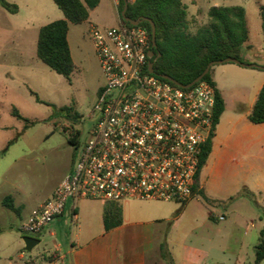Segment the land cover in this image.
Instances as JSON below:
<instances>
[{"label": "rangeland", "instance_id": "obj_1", "mask_svg": "<svg viewBox=\"0 0 264 264\" xmlns=\"http://www.w3.org/2000/svg\"><path fill=\"white\" fill-rule=\"evenodd\" d=\"M182 2L188 8L187 30L190 33L208 23L207 6H241L248 27V41L240 59L245 64L264 65V30L260 17L264 0ZM103 8L104 0L89 12L88 21L99 26L93 21L102 14ZM87 31V21L69 27L68 44L75 66L69 80L36 58L34 46H27L20 52L1 46L0 264H49V259L56 257L52 252L53 245L57 244L62 250L67 246L70 224L58 229L50 223L37 238L39 244L29 252L25 251L23 235L17 230L20 215L5 209L1 200L12 195L16 200L25 201L26 206L36 203L58 183L71 167L72 160L80 155L97 118L93 106L104 82ZM17 53H24L25 61L15 57ZM231 66L238 68L237 71H231ZM214 68L232 100L243 92L240 81L247 78L244 72L254 69L233 63L215 65ZM67 107L78 117L67 116L62 111ZM13 108L35 123L26 126L24 121L11 115ZM75 133L77 141L73 146L69 138ZM247 144L242 145L236 160L228 161L217 177H211L203 170L207 200L197 194L185 207L177 202L154 201L163 209L180 210L173 227L167 226L169 234L163 242L164 258L160 264L170 263L171 253L181 254L183 246L201 250L204 264H254L255 246L264 229V151ZM211 198L224 201H212ZM219 216L223 219L219 220ZM148 264H153L151 259ZM260 264H264V260Z\"/></svg>", "mask_w": 264, "mask_h": 264}, {"label": "built area", "instance_id": "obj_2", "mask_svg": "<svg viewBox=\"0 0 264 264\" xmlns=\"http://www.w3.org/2000/svg\"><path fill=\"white\" fill-rule=\"evenodd\" d=\"M112 2L120 17V0ZM87 36L104 78L93 106L97 118L71 171L20 221L23 236H41L69 199L186 204L197 196L202 147L214 126L212 88L202 79L182 88L149 73L150 36L139 24H90ZM69 216L73 226L74 207Z\"/></svg>", "mask_w": 264, "mask_h": 264}, {"label": "crops", "instance_id": "obj_3", "mask_svg": "<svg viewBox=\"0 0 264 264\" xmlns=\"http://www.w3.org/2000/svg\"><path fill=\"white\" fill-rule=\"evenodd\" d=\"M5 1L16 6V11L15 13H9L0 6V50L1 46H7L20 52L26 50L27 46H34L36 56L39 29L52 21L62 19V12L52 0ZM205 1L208 2V0ZM221 1L227 2V0ZM101 4L102 0H99L97 7ZM211 6L219 5L207 6L206 12ZM86 21L88 26L92 24V21H88V19ZM121 22L112 0H104L102 14L93 21L101 27H113ZM243 52L242 47L240 56L243 55ZM15 57H19L23 61L26 59L24 53H17ZM237 69L233 66L230 68L231 71H237ZM218 73L217 68L213 67L212 79L223 98L224 110L219 117L218 124L215 126L211 152L199 173L197 188L198 192H203L206 197L208 194L204 189L203 170H207L209 176L217 177L228 161L234 162L236 160L242 145L247 144V142H249V145L259 147L261 152L264 151L262 150L264 149V123L255 125L247 119L258 92L264 84V70L253 69L250 72H244L247 78L245 81H240L243 92L236 100L230 99L228 88L224 87V82L221 81ZM71 168L72 166L45 196L32 205L26 206L25 201L16 200V197L10 195L15 206L20 207L21 220L33 208L51 196L54 188L71 171ZM215 200L224 201V199H212V201ZM154 203V201L149 200H124L118 203L121 208V223L105 231L102 221L105 202L98 200H79L77 202L67 200L63 215L51 224L58 229L66 226L69 223V211L73 207L76 221L73 226L70 225L65 249L62 250L57 244L53 245L52 252L56 253V257L49 259V264H148L150 259L153 264H160L162 259L160 246L167 240L169 234L167 226L171 224L172 228L179 216L175 215V208L166 210ZM187 203L184 204V207ZM50 234L53 235L51 232ZM19 258L21 257L19 256ZM204 261L203 252L196 247L183 246L181 254L174 255L171 253L172 264H204Z\"/></svg>", "mask_w": 264, "mask_h": 264}, {"label": "trees", "instance_id": "obj_4", "mask_svg": "<svg viewBox=\"0 0 264 264\" xmlns=\"http://www.w3.org/2000/svg\"><path fill=\"white\" fill-rule=\"evenodd\" d=\"M62 12L63 19L52 21L39 29L36 42V56L50 70L69 80L75 66L67 41L70 24H81L88 19L89 12L96 8L99 0H52ZM0 6L9 13H15L16 6L0 0ZM123 9L120 0L119 13ZM125 16L131 20L147 18L155 28L154 46L151 41V29L146 21L139 25L144 27L150 36V47L154 52V74L168 76L181 85H187L197 78L210 62L225 58H235L240 62L242 47L248 41V28L245 21L244 9L239 5L211 6L207 11L208 23L197 29L195 33L187 30V7L182 0H135L127 4ZM261 25L264 30V7L260 8ZM122 21V19H121ZM212 66L202 78L214 92V126L213 132L202 147L198 172L195 176L194 191L203 199L207 197L198 192V178L202 167L211 152L212 138L215 126L224 110V101L220 91L212 79ZM34 94V93H33ZM35 95V94H34ZM37 102H40L35 96ZM67 116L78 117L72 113V108H63ZM11 115L22 120L27 125L30 121L22 117L13 108ZM251 124L264 123V84L261 86L255 103L247 116ZM77 133L69 138V143L76 146ZM230 197L229 199H231ZM2 206L19 215L20 207L15 206L10 195L1 201ZM264 209V207H263ZM180 210L176 212L178 215ZM104 230L108 231L121 223V208L118 203L105 202L102 212ZM160 255L164 258V246H160ZM264 260V229L259 233L258 243L255 246L254 264ZM168 264H171L168 263Z\"/></svg>", "mask_w": 264, "mask_h": 264}, {"label": "water", "instance_id": "obj_5", "mask_svg": "<svg viewBox=\"0 0 264 264\" xmlns=\"http://www.w3.org/2000/svg\"><path fill=\"white\" fill-rule=\"evenodd\" d=\"M122 2H123V9L120 12V18L122 19V21L124 23H128L130 25H138L142 21H146L149 24L150 29H151V41H152V46H154L155 28H154V24L152 23V21L149 20V19H147V18L136 19V20L129 19L128 17L125 16V10L127 8L126 0H122ZM147 58H148V61H147V71L149 73H151V74H154L153 61L151 59L155 60L156 58L154 57V52L152 50H150L147 53ZM225 63H233V64H237V65H239L241 67H245V68H254V69L264 70V66H257L255 64H245L243 62L238 61L235 58H225V59L220 60V61L210 62L206 66V68L204 69V71L197 78H195L192 82H190L187 85L178 84L173 79H171L170 77L165 76V75H162L160 77L163 78V79H165V80H167V81H170V82H172V83H174V84H176V85H178V86H180L182 88H189L193 84H195L196 82H198L199 80H201L203 78V76L208 73L209 69L212 66L221 65V64H225ZM22 242H23V248H24V250L29 252V251L32 250V248L34 246H36L37 244H39V239L34 238V237H29V236H23L22 237Z\"/></svg>", "mask_w": 264, "mask_h": 264}, {"label": "flooded vegetation", "instance_id": "obj_6", "mask_svg": "<svg viewBox=\"0 0 264 264\" xmlns=\"http://www.w3.org/2000/svg\"><path fill=\"white\" fill-rule=\"evenodd\" d=\"M77 157L72 160L71 166H73L74 162L76 161Z\"/></svg>", "mask_w": 264, "mask_h": 264}]
</instances>
